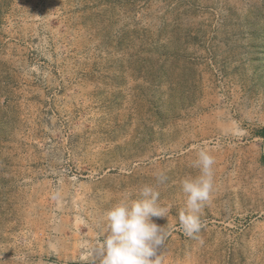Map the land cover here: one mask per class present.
<instances>
[{
    "label": "rangeland",
    "instance_id": "1",
    "mask_svg": "<svg viewBox=\"0 0 264 264\" xmlns=\"http://www.w3.org/2000/svg\"><path fill=\"white\" fill-rule=\"evenodd\" d=\"M263 128L264 0H0V264H86L144 184L171 205L161 264H264ZM201 148L192 239L180 182Z\"/></svg>",
    "mask_w": 264,
    "mask_h": 264
},
{
    "label": "clouds",
    "instance_id": "2",
    "mask_svg": "<svg viewBox=\"0 0 264 264\" xmlns=\"http://www.w3.org/2000/svg\"><path fill=\"white\" fill-rule=\"evenodd\" d=\"M215 158L204 148L198 150L191 167L198 170L194 176L181 180L184 206L178 221L183 233L199 239L204 227L201 214L211 199L214 188ZM159 184L167 180L165 173L156 177ZM121 198L105 209L97 242L86 244L88 254L81 257L86 264H161L158 253L172 228L157 223L168 219L171 205L162 206L160 192L151 184L142 185L138 193Z\"/></svg>",
    "mask_w": 264,
    "mask_h": 264
},
{
    "label": "trees",
    "instance_id": "3",
    "mask_svg": "<svg viewBox=\"0 0 264 264\" xmlns=\"http://www.w3.org/2000/svg\"><path fill=\"white\" fill-rule=\"evenodd\" d=\"M261 134H262V136L264 137V128H263V130L261 131Z\"/></svg>",
    "mask_w": 264,
    "mask_h": 264
}]
</instances>
